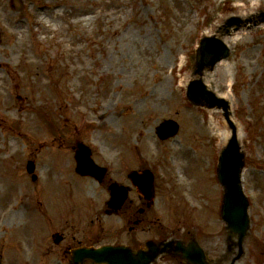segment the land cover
<instances>
[{
	"label": "rangeland",
	"instance_id": "obj_1",
	"mask_svg": "<svg viewBox=\"0 0 264 264\" xmlns=\"http://www.w3.org/2000/svg\"><path fill=\"white\" fill-rule=\"evenodd\" d=\"M232 3L0 0V176L14 198L11 206L0 200L6 264H63L53 239L90 231L103 243L192 235L217 264H264V4L246 17L229 9ZM229 29L238 34L230 55L206 76L212 88L230 93L243 135L251 218L243 249L229 240L221 218L217 166L227 144L222 134L231 129L221 110L194 107L186 97L201 39H225ZM166 120L180 130L163 141L157 128ZM82 142L108 167L105 184L76 174L75 147ZM133 169L155 175L154 205L143 215L136 204L145 200L128 179ZM54 170L63 174L55 177ZM112 181L130 186L140 225L132 211L102 212Z\"/></svg>",
	"mask_w": 264,
	"mask_h": 264
},
{
	"label": "water",
	"instance_id": "obj_2",
	"mask_svg": "<svg viewBox=\"0 0 264 264\" xmlns=\"http://www.w3.org/2000/svg\"><path fill=\"white\" fill-rule=\"evenodd\" d=\"M228 56L226 47L209 37L201 41L197 56V75H203L206 68H213L217 62ZM188 100L195 106H201L205 109L223 108L228 118L229 103L218 98L214 93L208 90L203 80L192 81L188 88ZM179 124L173 120L163 122L158 128V135L162 140L177 135ZM244 157L241 152L236 134L230 140L227 147L222 151L218 165V178L224 188V202L222 207V218L227 224L229 238H237L238 245L242 247L246 237L249 234L251 220L249 217V201L247 200L242 185V174L244 169ZM77 172L83 176H91L102 181L106 174V169L98 167L91 159L90 150L82 145H78L76 152ZM28 172L34 171V164H28ZM133 183L144 194L145 198L151 200L154 196V176L150 171L144 175L136 172L130 174ZM36 179V176H34ZM112 200L111 206L120 208L128 196L126 188H121L114 184L111 186ZM172 242L167 243L164 251L172 246ZM177 256L187 259L190 264H206L198 247L190 246L184 249L181 243L178 245ZM78 253L85 254L87 258L93 259L97 263L107 264H150L151 257L141 253L133 255L127 247H103L101 249H83ZM158 255V253H155Z\"/></svg>",
	"mask_w": 264,
	"mask_h": 264
},
{
	"label": "flooded vegetation",
	"instance_id": "obj_3",
	"mask_svg": "<svg viewBox=\"0 0 264 264\" xmlns=\"http://www.w3.org/2000/svg\"><path fill=\"white\" fill-rule=\"evenodd\" d=\"M105 181V180H104ZM103 183L99 184V185H103ZM132 191H130L131 193ZM134 201L131 199H128V201L126 202V204L123 206V208L121 209L120 212H131L134 211L133 209V204ZM137 207V212H140L141 214H143L145 211L148 212V205L147 203H141L139 202L138 204H136ZM106 213H107V209L106 207H104L103 209ZM135 224L140 225L141 222H143L142 220H138V218H136L134 220ZM151 238V237H150ZM149 238V239H150ZM170 238H177L175 236H171V237H165L164 235H159L155 238L150 239V241H154L155 243H157V245H160V242H163L165 240H168ZM59 243H56L55 245L57 247L60 248L61 253L60 256V261L63 262V264H95L92 260L90 259H85L83 260L81 257H76V261L74 260L73 256H74V251L84 248V247H91V246H98L95 243H93V237L91 236V234L88 233V235L85 233L83 236H81V238H77L76 234H73L70 237H65V236H60L59 237ZM148 240H141L139 238H136V236H134L133 238H129V242L128 244L130 245V247H132L133 251H138V250H142V251H147L148 252V248H147V243L149 242ZM182 241H184L185 243H190L193 240H197L195 237H192V235L190 237H182V238H178ZM198 241V240H197ZM199 242V241H198ZM121 242H114L112 244H120ZM202 246V245H201ZM160 248V246H159ZM158 248V249H159ZM204 248V246H203ZM205 252H206V256L209 259V263L210 264H217L216 262H214V258L213 256H210L206 249L204 248ZM172 262H179L178 260L172 258L170 255L168 254H162L159 255L157 257V259L154 260L153 264H171ZM180 263V262H179ZM0 264H6V262L4 261V250L1 249L0 251ZM182 264V263H181Z\"/></svg>",
	"mask_w": 264,
	"mask_h": 264
},
{
	"label": "bare ground",
	"instance_id": "obj_4",
	"mask_svg": "<svg viewBox=\"0 0 264 264\" xmlns=\"http://www.w3.org/2000/svg\"><path fill=\"white\" fill-rule=\"evenodd\" d=\"M255 1V0H254ZM240 2V3H239ZM263 4H264V0H256L255 2H252L251 0H233V3L231 4V6H229V9L231 8V9H233V10H235L236 12H244V15L246 16V17H248L249 15H250V13L252 12V11H255L256 9H258V8H260V7H262L263 6ZM121 10V9H120ZM120 10H118L117 11V13L115 14V16H114V21H116V22H118L119 20H117L118 18H119V13H120ZM87 11H90V10H87ZM115 12V11H114ZM59 15H62V13H60V12H58V13H55V16L54 17H52V18H50L49 20L51 21V20H54L55 18H57V17H59ZM118 30L119 29H116V30H114V33H117L118 32ZM210 32L211 31H209L208 33L210 34ZM126 40H129V39H127L126 38ZM131 41H134V40H131ZM226 41H228V42H230V41H233V40H231V38H227V40ZM146 65V64H145ZM149 73H150V69L149 68H146L145 69V71H144V77L142 78V79H146V77L148 78V76H149ZM187 79H184V80H182L181 81V84L182 85H184V84H186L187 82ZM204 81H205V83L214 91V92H216L217 94H219L221 97H223V98H225L226 100H229L230 101V97H229V92H226L225 94H223V93H221V92H219V91H217V90H215L214 88H212V86L209 84V82L207 81V76L205 75V77H204ZM42 85H43V87H44V90L45 91H47V89L45 88V86H44V84L43 83H41ZM185 86V85H184ZM229 86H231V85H229ZM229 90H231V87H229ZM149 98H150V101H152V103L154 104L155 103V101L158 99L157 97H156V95H155V93H152V94H150V96H149ZM27 107V109H26V111H25V114L26 115H31L30 113H31V109L28 107V106H26ZM105 115H107V116H109V118L112 120V114H110V113H104ZM31 119V123H33V118H30ZM231 132H230V130H226L223 134H222V138H221V143L222 144H225V143H227L228 142V140H229V138H230V136H231ZM237 134H238V137H239V139H242V134L240 133V130L238 129V131H237ZM244 138V137H243ZM17 146V143L16 142H14V143H12V147H16ZM112 146V145H111ZM47 161L49 162L50 161V159H47ZM49 169H50V167H49ZM61 174H63V171L62 170H54V176L55 177H59ZM0 184H3L4 185V188H5V192L2 194V196H0L1 198H0V200H1V202H2V204L4 203V205H6V206H11V204H12V200L14 199V198H12V196L10 195V184H9V182L7 181V179L6 178H3L2 176H0ZM8 191H9V194H7L8 193ZM4 205H1L0 204V208H3L4 207ZM24 207L22 206V207H20L19 209H18V211H14V215L16 216L17 215V213L18 212H22L21 210L23 209Z\"/></svg>",
	"mask_w": 264,
	"mask_h": 264
}]
</instances>
